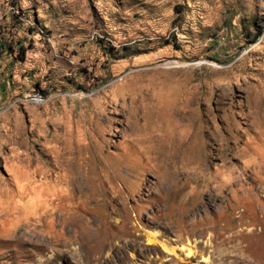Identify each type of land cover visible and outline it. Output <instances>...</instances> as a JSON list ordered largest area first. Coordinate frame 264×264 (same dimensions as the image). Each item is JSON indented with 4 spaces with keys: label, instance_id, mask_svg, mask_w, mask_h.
I'll return each instance as SVG.
<instances>
[{
    "label": "rangeland",
    "instance_id": "1",
    "mask_svg": "<svg viewBox=\"0 0 264 264\" xmlns=\"http://www.w3.org/2000/svg\"><path fill=\"white\" fill-rule=\"evenodd\" d=\"M0 264H264V0H0Z\"/></svg>",
    "mask_w": 264,
    "mask_h": 264
},
{
    "label": "built area",
    "instance_id": "2",
    "mask_svg": "<svg viewBox=\"0 0 264 264\" xmlns=\"http://www.w3.org/2000/svg\"><path fill=\"white\" fill-rule=\"evenodd\" d=\"M58 92L49 93L45 96H35L30 91L24 93L20 98L34 99V100H52V96L56 95Z\"/></svg>",
    "mask_w": 264,
    "mask_h": 264
},
{
    "label": "bare ground",
    "instance_id": "3",
    "mask_svg": "<svg viewBox=\"0 0 264 264\" xmlns=\"http://www.w3.org/2000/svg\"><path fill=\"white\" fill-rule=\"evenodd\" d=\"M33 95H35V96H44V95H42V94H40V93H32ZM23 99H25V100H29V101H31V102H34V103H41L43 100H34V99H27V98H23ZM150 241H154V239H150ZM165 247V246H164ZM165 248H167V247H165ZM171 249V248H170Z\"/></svg>",
    "mask_w": 264,
    "mask_h": 264
},
{
    "label": "trees",
    "instance_id": "4",
    "mask_svg": "<svg viewBox=\"0 0 264 264\" xmlns=\"http://www.w3.org/2000/svg\"><path fill=\"white\" fill-rule=\"evenodd\" d=\"M31 93H40V91H38V90H35V91H31ZM40 94H42V95H46V94H44V93H40Z\"/></svg>",
    "mask_w": 264,
    "mask_h": 264
}]
</instances>
